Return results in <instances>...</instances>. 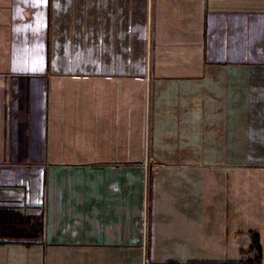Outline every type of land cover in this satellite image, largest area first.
Instances as JSON below:
<instances>
[{"label": "crops", "instance_id": "crops-1", "mask_svg": "<svg viewBox=\"0 0 264 264\" xmlns=\"http://www.w3.org/2000/svg\"><path fill=\"white\" fill-rule=\"evenodd\" d=\"M233 154L264 160V0H0V207L42 216L0 264H264Z\"/></svg>", "mask_w": 264, "mask_h": 264}, {"label": "trees", "instance_id": "trees-1", "mask_svg": "<svg viewBox=\"0 0 264 264\" xmlns=\"http://www.w3.org/2000/svg\"><path fill=\"white\" fill-rule=\"evenodd\" d=\"M42 233L41 214L25 213L15 208L0 207V238L25 243Z\"/></svg>", "mask_w": 264, "mask_h": 264}, {"label": "rangeland", "instance_id": "rangeland-1", "mask_svg": "<svg viewBox=\"0 0 264 264\" xmlns=\"http://www.w3.org/2000/svg\"><path fill=\"white\" fill-rule=\"evenodd\" d=\"M252 154H248L247 158L245 157L244 154H241V155H236V154H233V156H231V158L235 161H238L236 163H246L248 164V170L245 171V167L243 166L240 173L241 174H247L248 177L247 180H248V194H252V190L255 189V184H256V179H255V176L257 174V171L254 170V168L251 166V165H255L256 163H264V160L262 161H254V158H252ZM239 173V171L237 172ZM259 186V185H258ZM259 188V187H258ZM217 254H212V255H216V257H220L219 255L221 254V256H229L231 257L233 254H235L234 252H215ZM261 253V256H264V251L263 252H260ZM260 253H255L253 251H244L242 254H240V256L242 257H259L258 254ZM203 255H205L204 253H202ZM219 254V255H218ZM260 256V257H261Z\"/></svg>", "mask_w": 264, "mask_h": 264}, {"label": "built area", "instance_id": "built-area-1", "mask_svg": "<svg viewBox=\"0 0 264 264\" xmlns=\"http://www.w3.org/2000/svg\"><path fill=\"white\" fill-rule=\"evenodd\" d=\"M143 162H144V164H147V162H148V155L147 154L144 155Z\"/></svg>", "mask_w": 264, "mask_h": 264}]
</instances>
